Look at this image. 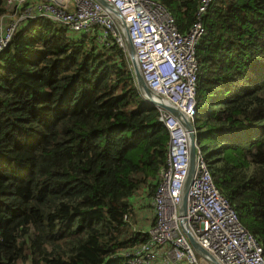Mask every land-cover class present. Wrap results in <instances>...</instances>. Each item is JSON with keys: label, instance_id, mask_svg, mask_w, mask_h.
Masks as SVG:
<instances>
[{"label": "trees", "instance_id": "trees-1", "mask_svg": "<svg viewBox=\"0 0 264 264\" xmlns=\"http://www.w3.org/2000/svg\"><path fill=\"white\" fill-rule=\"evenodd\" d=\"M156 1L183 33L201 3ZM27 22L0 53V264H127L122 251L148 237L137 215L156 192L169 131L128 52L112 35L100 43L102 26ZM204 24L198 141L264 248V0H213Z\"/></svg>", "mask_w": 264, "mask_h": 264}, {"label": "built area", "instance_id": "built-area-1", "mask_svg": "<svg viewBox=\"0 0 264 264\" xmlns=\"http://www.w3.org/2000/svg\"><path fill=\"white\" fill-rule=\"evenodd\" d=\"M125 22L135 58L146 84L179 109L193 124L199 109V65L196 47L205 35L204 14L213 0H201L196 18L183 33L175 17L156 0H107ZM0 15V53L27 21L46 19L74 31L102 26L99 41L107 46L112 35L125 50L123 23L98 0H7ZM170 135L167 163L159 173L152 198L154 222L147 239L122 251L127 264H264V248L242 223L235 208L216 186L208 161L197 144V166L185 216L180 207L190 167L189 132L181 120L159 108ZM128 220V217L125 216ZM208 254L191 244L185 232ZM214 260L217 262H214Z\"/></svg>", "mask_w": 264, "mask_h": 264}, {"label": "water", "instance_id": "water-1", "mask_svg": "<svg viewBox=\"0 0 264 264\" xmlns=\"http://www.w3.org/2000/svg\"><path fill=\"white\" fill-rule=\"evenodd\" d=\"M98 1L101 2L105 7H107L110 10V12L115 16L116 19L122 21V18L119 15V13L113 9L111 4L107 0H98ZM122 23H123V28H124L123 29V35H124V39H125V42L127 45L129 57L131 60L133 71H134V75H135V78L137 81V86H138L143 98L147 102H149L151 105H153L154 107L166 109L169 112H171L173 115L178 117L189 132V137H190V141H191L190 167H189V173H188L187 179H186L185 184H184L183 199H182V203H181V207H180L182 215L185 216L187 213V207H188L189 190L192 186V183L194 181L195 174H196V166H197V153H196L197 147L196 146L199 143L198 135L195 133V131L193 129V124L183 116V114L179 111V109L174 107L172 104L164 101L161 97H159L146 84L144 77H143V74H142V71L140 69V66H139V64L135 58V48H134L133 41L130 37V34L128 32V29H127L125 22L122 21ZM195 123H196V120H195ZM185 232L188 235L189 240L195 249H197L201 253L208 254L207 251L204 248H202L200 246V244L194 239V237L191 235V233L188 229H185ZM214 262H216V261L214 260ZM217 264H219V263H217Z\"/></svg>", "mask_w": 264, "mask_h": 264}, {"label": "crops", "instance_id": "crops-1", "mask_svg": "<svg viewBox=\"0 0 264 264\" xmlns=\"http://www.w3.org/2000/svg\"><path fill=\"white\" fill-rule=\"evenodd\" d=\"M138 199L139 198L135 197L134 198V202L138 203V201H139ZM140 202H141V200H140ZM151 202H152V200H150L146 204H144L143 205V209H140L138 212L142 213V215H146V213L150 212L151 209L148 208V205L149 204L151 205ZM149 216H144V217L147 218V219H149ZM137 220H139V217H137ZM152 224H153V221H151L150 219L148 221H145V222H141L139 220V223L137 224V228L140 229V230H142V231H148L150 229V227L152 226Z\"/></svg>", "mask_w": 264, "mask_h": 264}, {"label": "rangeland", "instance_id": "rangeland-1", "mask_svg": "<svg viewBox=\"0 0 264 264\" xmlns=\"http://www.w3.org/2000/svg\"><path fill=\"white\" fill-rule=\"evenodd\" d=\"M59 1H65V0H59ZM27 23L28 22H24L23 24H22V26H25V25H27ZM139 201H138V203H140V198L138 199ZM147 208V207H146ZM148 208H150L151 209V211L150 212H148V213H146V215H142V213H140V212H138V215H137V217H139V220L141 221V222H145V221H148L149 219L151 220V221H154V209H153V206H151L150 204L148 205ZM150 215V216H149ZM144 216H149V219H147V218H145ZM136 218V217H135ZM139 220H137V222L139 223Z\"/></svg>", "mask_w": 264, "mask_h": 264}, {"label": "clouds", "instance_id": "clouds-1", "mask_svg": "<svg viewBox=\"0 0 264 264\" xmlns=\"http://www.w3.org/2000/svg\"><path fill=\"white\" fill-rule=\"evenodd\" d=\"M126 48H127V45H126ZM126 51L128 52V49H126ZM128 55H129V53H128ZM158 109H159V108H158ZM195 120H196V117H195V119H194V124L196 125ZM153 222H154V221H153Z\"/></svg>", "mask_w": 264, "mask_h": 264}, {"label": "bare ground", "instance_id": "bare-ground-1", "mask_svg": "<svg viewBox=\"0 0 264 264\" xmlns=\"http://www.w3.org/2000/svg\"><path fill=\"white\" fill-rule=\"evenodd\" d=\"M56 1H59V0H56ZM59 2H61V1H59ZM63 2L67 3V2H69V0H65V1H63Z\"/></svg>", "mask_w": 264, "mask_h": 264}]
</instances>
